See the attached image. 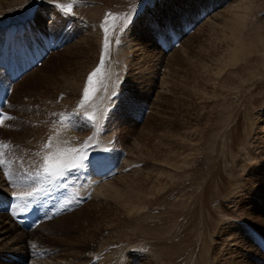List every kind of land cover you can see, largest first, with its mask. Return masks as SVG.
Here are the masks:
<instances>
[{"label": "rangeland", "instance_id": "1", "mask_svg": "<svg viewBox=\"0 0 264 264\" xmlns=\"http://www.w3.org/2000/svg\"><path fill=\"white\" fill-rule=\"evenodd\" d=\"M237 24L257 49L213 62ZM22 51L16 80L0 69V200L45 192L29 232L0 208V264H264V0H0V61ZM49 143L87 157L50 185Z\"/></svg>", "mask_w": 264, "mask_h": 264}, {"label": "snow or ice", "instance_id": "2", "mask_svg": "<svg viewBox=\"0 0 264 264\" xmlns=\"http://www.w3.org/2000/svg\"><path fill=\"white\" fill-rule=\"evenodd\" d=\"M72 5L69 4L67 6H64L65 11H71ZM106 14V18H107ZM127 19V18H126ZM115 27V25H113ZM107 31V30H106ZM106 43H107V37H106ZM104 62V55L101 54V65ZM101 68L98 66L96 69L93 70V72L89 73L87 77L86 85L83 89V98L81 100V104L86 102L91 98V94L97 91V88L93 87L90 91L89 85L93 84V77L97 76L98 73H100ZM116 93L113 92L112 96L115 97ZM80 113H70L67 117H65V120L68 122L69 125L73 129H82L84 127V121L91 122L94 118L92 116H88L87 114H83V121H81ZM75 117V119H73ZM3 119H10V117L4 116L0 117V123L3 122ZM51 139V138H50ZM46 149H48L47 154L43 157V163L40 166V170L37 171L36 175L41 178V182L44 184H52L54 182H59L62 180V178L67 177L71 172L82 168L84 166V161L87 159V157L83 156H73L70 155L71 153H75L78 150L74 148H67V147H60L59 145L55 148V150H52L51 144H45L44 146ZM107 150V149H106ZM2 155V154H0ZM5 161L3 159H0V165H3ZM7 175V173H5ZM45 189L43 187H34L31 191L27 192H20V193H13L12 197L14 200L21 202V206L23 208L30 207L33 203H35L41 193H44ZM72 201H67V203H71ZM66 206V205H63ZM16 215V213H13Z\"/></svg>", "mask_w": 264, "mask_h": 264}, {"label": "bare ground", "instance_id": "3", "mask_svg": "<svg viewBox=\"0 0 264 264\" xmlns=\"http://www.w3.org/2000/svg\"><path fill=\"white\" fill-rule=\"evenodd\" d=\"M238 20L242 21V17L238 18L237 21ZM227 24H228V20H224V21H222L221 23L218 24V27L221 30H228L229 27H227ZM239 26H240L239 24L235 25V27L230 29L229 32L228 31H223V35L227 34V35H224L223 39L224 40L227 39L228 41L227 40L225 41L226 46L222 48V51L220 52L221 54H219L217 56L215 55L216 57L214 59H212L213 62H220L221 59H225L224 60V65L225 66H230V65L236 63V61H238V60L239 61L240 60H245L246 57H247L245 55L246 52H253V51H255L257 49V46H255L256 44H251L250 46L244 48L241 36L239 34L240 33ZM262 40H263V38H261L260 41L262 42ZM177 56H175V57H177ZM221 70H222L221 67H217V68H212L211 69V74L213 75L214 80H216V78L219 77V75L222 73ZM90 178L91 177H89V175L86 176L87 186L89 184V186H92V188H94V190H95L96 187H94V184H96V181L93 178H91V179ZM106 187H107V191H105ZM100 191H101V193H102V191H104V193H102V194H104L105 196L111 197V198L112 197L115 198V197H121L122 196V192H121L120 188H118V185H116V183H113V182L110 183V184H106L104 188L100 189ZM96 192L97 191L95 190L94 193H96ZM14 204H15V202L13 203V205ZM20 211H25V210H20ZM20 211H17V212H20ZM56 212H57L56 210L52 209L49 213L53 214V213H56ZM0 217H3V215H0ZM14 227H17V226L15 225ZM33 227H31L30 229H25V230L20 229V228L19 229H20V232L24 233L25 231L26 232L31 231L33 229ZM17 229H18V227H17ZM9 231H10V228L8 229L5 220H3V218H2L0 220V239H1L2 236H5V233H7ZM8 248L9 247H7L6 249H8ZM10 253H12V252H10Z\"/></svg>", "mask_w": 264, "mask_h": 264}]
</instances>
